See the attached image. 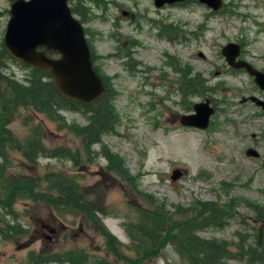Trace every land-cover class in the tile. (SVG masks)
Segmentation results:
<instances>
[{
    "label": "rangeland",
    "instance_id": "1",
    "mask_svg": "<svg viewBox=\"0 0 264 264\" xmlns=\"http://www.w3.org/2000/svg\"><path fill=\"white\" fill-rule=\"evenodd\" d=\"M11 2L0 0V48ZM99 3L83 2L87 18L75 14L87 31L95 65L112 78L117 92L116 132L105 134L89 151L80 136L29 109L32 122L44 124L48 145L69 146L80 159L41 157L33 164L14 151V163L8 167L14 175L44 178L56 172L76 179L97 219L58 210L43 198L14 200V212L6 217L21 226L13 239L0 233V264H34V255L75 250L90 255L86 264H185L173 245H163L148 257L143 252L148 245L141 241L142 251L137 252L132 228L141 222V213L153 209L151 201L191 210L198 201L216 202L228 212L226 223L201 229L200 236L233 245L242 238L246 244L263 242L264 222L257 221L250 203L264 212V108L242 99H264V91L248 72L231 70L222 49L237 42L242 57L264 69V0H224L218 12L198 0L162 7L154 0ZM77 4L70 0L72 8ZM7 64L8 75L25 81L29 70L23 63L11 58ZM206 98L215 107L209 127L182 125L181 115L193 112L194 103ZM63 114L68 123H88L79 112ZM25 117L21 110L10 125L22 139L31 135ZM104 146L122 157L135 180L128 182L108 168ZM249 148L261 157L247 155ZM177 168L186 173L174 181L171 175ZM39 192L53 191L44 182ZM5 210L0 205V213ZM168 210L172 221L185 220L173 215V205ZM48 222L59 231L54 240L39 238L42 232L52 235L42 227ZM21 228L25 233H19Z\"/></svg>",
    "mask_w": 264,
    "mask_h": 264
},
{
    "label": "trees",
    "instance_id": "2",
    "mask_svg": "<svg viewBox=\"0 0 264 264\" xmlns=\"http://www.w3.org/2000/svg\"><path fill=\"white\" fill-rule=\"evenodd\" d=\"M84 1L86 0H78L77 6L72 10L83 18H87L88 13H85L81 7ZM88 1L100 4L99 0ZM88 43L95 63L96 54L89 39ZM11 58L13 57L2 43L0 48V159L3 162L0 163V205L6 210L4 214L0 213V233L6 239H13L12 235L14 232L17 233L21 226H16L6 217L7 213L13 214V202L17 199L43 198L51 202L58 210L89 214L96 220L97 210L89 206L90 203L85 199L83 187L76 179L56 172L44 178L30 174L14 175L10 173L8 167L14 163L10 157L14 151L20 152L29 163L33 164H36L41 157L66 158L74 161L80 159V153L73 151L69 146L48 145L45 139L46 130L42 126L44 124L33 123V114L28 112L29 109L38 114H45L54 122L60 123V128L80 136L85 149L89 151L93 145L102 143L105 134L116 132L119 116L115 107L117 92L111 85L112 78L104 75L95 65L96 71L103 78L106 92L95 103L87 104L63 97L56 90L48 71L31 68L24 64L29 70L25 81H18L8 75L5 69L8 65L7 59ZM188 91L192 90L188 89ZM21 110L26 112L25 119H27L26 123L31 132V135L24 139L17 137L10 128ZM64 111L79 112L88 119V123L85 125L68 123L63 114ZM103 153L109 161V169L117 172L128 182L135 180L122 157L106 146L103 147ZM44 182H46L47 189L53 192H39ZM150 203L153 204V209L141 213V222L136 223L135 228H132L136 234L133 237V244L137 243V246L135 244L134 246L138 253L142 251V246L138 244L143 241L148 245L143 251L148 257L155 256L153 254L163 245L164 247L173 245L179 251L185 264H234L232 261L235 260L244 264H264V241L246 244L245 239L242 238L239 243L233 245L228 240L207 239L198 234L201 229L211 225L223 226L226 223L228 212L216 202L198 201L196 204L198 207L192 210L170 203H155V201ZM171 205L176 210L173 215H179L185 220L172 221V215L169 214L171 212L168 210ZM250 206L257 213V221L264 222L263 209H257V206L251 203ZM190 210L194 211L193 216L189 214ZM173 229H175L174 235L171 234ZM25 231L21 228L19 233L23 234ZM32 258L34 264H52V262L86 264L90 261L88 253L78 250L41 253Z\"/></svg>",
    "mask_w": 264,
    "mask_h": 264
},
{
    "label": "water",
    "instance_id": "3",
    "mask_svg": "<svg viewBox=\"0 0 264 264\" xmlns=\"http://www.w3.org/2000/svg\"><path fill=\"white\" fill-rule=\"evenodd\" d=\"M186 1L189 0H154L157 7ZM199 1L215 11L224 4L223 0ZM10 13L4 45L13 58L31 68L48 71L56 90L66 99L92 104L105 94L106 86L94 67L85 26L73 13L69 0H12ZM222 52L230 65L246 68L255 76L256 83L264 90V72L246 60H236L241 52L239 43H227ZM250 98L264 108V100L257 96ZM193 108V112L181 115L180 123L208 128L215 113L210 99L196 102ZM246 153L260 156L253 148ZM184 173L186 170L174 169L171 178L176 181Z\"/></svg>",
    "mask_w": 264,
    "mask_h": 264
},
{
    "label": "flooded vegetation",
    "instance_id": "4",
    "mask_svg": "<svg viewBox=\"0 0 264 264\" xmlns=\"http://www.w3.org/2000/svg\"><path fill=\"white\" fill-rule=\"evenodd\" d=\"M242 46H241V52H240V54H239V56L237 57V59L236 60H246L245 58H243L242 57ZM247 61V60H246ZM247 62H249V61H247ZM253 67H255V68H257V69H259V70H261V71H263L264 72V69H260V68H258V67H256L253 63H251V62H249ZM230 65V64H229ZM230 69L231 70H234V71H246V72H248L247 71V69L246 68H236V67H234V66H232V65H230ZM249 73V72H248ZM250 74V73H249ZM251 75V74H250ZM252 77H253V79H254V81H255V76H253V75H251ZM255 83H256V81H255ZM257 84V83H256ZM258 85V84H257ZM258 87L260 88V86L258 85ZM261 89V88H260ZM261 90H263V89H261ZM264 91V90H263ZM251 96H253V95H251ZM250 96V97H251ZM250 97H246V98H249L248 100H251V98ZM244 98V97H243ZM260 98V97H259ZM206 99H208V98H206ZM205 99V100H206ZM262 100H264L263 98H261ZM204 100V101H205ZM243 100V99H242ZM247 100V101H248ZM211 101V100H210ZM252 102H254L255 104H257L255 101H253V100H251ZM242 102H244V101H242ZM211 104H212V102H211ZM213 105V104H212ZM258 105V104H257ZM258 106H260V105H258ZM262 107V106H261ZM263 108V107H262ZM194 109V108H193ZM254 149V148H253ZM257 150V149H256ZM252 157H256V156H252ZM261 157V154H260V156L259 157H256V158H260ZM264 161V160H263ZM42 227L43 228H46V229H48L50 232H51V234L52 235H48L47 233H45V232H42V233H40V236H39V238H47V239H50V240H54L56 237H58L57 235L59 234V231L57 230V228L54 226V225H52L51 223H44V224H42ZM83 229V228H82Z\"/></svg>",
    "mask_w": 264,
    "mask_h": 264
}]
</instances>
